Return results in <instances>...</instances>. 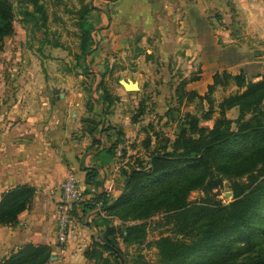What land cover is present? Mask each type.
Segmentation results:
<instances>
[{"label": "rangeland", "instance_id": "374dc122", "mask_svg": "<svg viewBox=\"0 0 264 264\" xmlns=\"http://www.w3.org/2000/svg\"><path fill=\"white\" fill-rule=\"evenodd\" d=\"M9 1L15 8L14 34L5 39L0 55V96L11 94L12 91H16L14 94H17L18 90L21 92L18 86L24 87L22 90L34 96L59 95L64 91L71 95L82 91L86 111L100 118L99 121L94 119L98 124L94 132V135H98L95 136L100 142L98 146L102 147L106 144L110 147L117 140V149L122 151V157L128 158L130 155L129 158H139L143 167H150L149 152L146 153L143 145L147 135L142 136L139 143L137 140L131 143L133 138L128 140L126 138L125 128L128 125H124L125 120L108 123L109 115L120 113L125 116L130 112L134 121L142 109L146 113H154L155 98L166 92L172 116L161 120L160 116L153 115L142 123L145 128L152 126L151 133L154 134V139L151 148L153 149L155 145H164L165 138L172 142L176 139L178 135L176 120L187 113L202 118L206 114H211V120L202 121L201 125L212 128L216 120L220 119V104L231 95L243 91L231 84L230 80L228 83L231 85L226 88L218 86L209 92V87L214 84V76L226 71L217 66L205 70L201 55H197L195 62L189 64L185 56L174 54L173 41L167 39L173 27L171 24H158L157 27H161L160 32L155 38L147 39V33L141 32L139 24L114 26L111 21L103 23L102 14L104 17L108 15L110 6L115 5L119 0H37L38 10L32 4H25L23 0ZM247 31L249 30L238 31L234 43L240 50L239 54H242V63L249 67L248 72L245 73L247 82L259 81L258 76L261 73L258 69L263 67L264 63L256 62L259 60L257 54L264 53V40L251 37V32L249 34ZM87 37L92 39V45L86 52L84 45ZM226 57L228 63H225L224 67L236 62L235 53L227 52ZM241 73L243 74V71ZM213 74L212 83L208 85L205 82ZM125 82L143 84L145 92L126 91L123 85ZM193 82L203 84L202 88L195 90L198 97H194L193 102L183 103L178 108L177 88L183 85L187 91L190 89L188 85ZM124 97L128 99L133 97L132 100L136 101L132 110L129 109L131 104L126 106L128 103L124 102ZM96 106L98 112H95ZM260 110L264 111V102ZM226 115L228 119L236 121L239 117V109L233 108ZM250 115L247 117H252ZM235 127L236 125H233L234 129ZM136 151L138 153L135 155ZM116 158H121V154ZM130 167L128 169L124 166L118 167L120 178L116 185L121 187V194L114 198L107 193L111 197V203L126 192L123 171H130ZM230 186V182L225 181L224 185L215 191L217 194L215 199L224 205L234 201ZM91 190L81 189L83 196L75 204L73 211L76 217L82 214V218L79 219L86 228H96L92 230L91 241L84 252V256L91 264H161L157 241L162 238L178 241L184 237L178 219L167 217V214H170L166 209L168 204L153 212L149 218L128 219L125 223L107 212L101 203L84 213V204L95 197L89 198ZM229 192L232 194L229 195ZM205 198V192L198 189L189 194L188 200L190 203L200 204ZM64 200L63 192V201L60 203L58 213ZM258 226H264V220ZM129 228H133L131 239L125 240ZM109 229L114 230L109 238L116 237L119 254L109 251L104 246L102 237ZM185 230L189 231L192 228L188 226ZM69 235L64 243L57 235L58 245L64 247ZM233 249L238 253L239 261H243L248 254L264 251V234L261 233L254 239L253 246L247 248L244 243H237ZM209 257L208 254L196 257L193 259V264H205Z\"/></svg>", "mask_w": 264, "mask_h": 264}, {"label": "crops", "instance_id": "0c3cea01", "mask_svg": "<svg viewBox=\"0 0 264 264\" xmlns=\"http://www.w3.org/2000/svg\"><path fill=\"white\" fill-rule=\"evenodd\" d=\"M101 18L103 23L111 21L114 26L139 24L141 32L147 33V39L155 38L160 32L158 24H171L167 39L173 41L174 54L185 56L189 64L201 55L205 70L217 66L233 75L242 71L245 74L249 68L242 63V54L234 43L238 31L247 29L251 37L264 40V0H119L110 6L108 15L102 14ZM227 52L236 54V62L224 67L228 63ZM257 55L256 63H264V53ZM258 71L261 73L258 79H261L264 65ZM213 76L205 83L211 84ZM202 85V82H193L187 91L198 90ZM144 87L139 84L141 92H145ZM18 89L17 94L12 91L0 96V202L6 192L18 186L35 188L36 194L15 224L0 226V263L33 244L51 247L49 264H91L84 252L96 228H86L79 219L81 213L79 217L72 214L69 240L64 247L58 245V208L63 201V184L69 175H75L83 191L92 189L89 198L102 192L116 198L121 194V187L116 185L120 178L118 167L126 168L140 159L129 158L130 155L123 158L122 151L117 149L116 156L121 154V158L110 161L104 154L109 148L106 144L93 146L94 137L85 120L99 121L100 118L86 111L82 91L71 95L64 91L59 95L34 96L22 90L24 87L18 86ZM166 96V92L157 96L155 112H144L136 122L130 112L125 116L109 115L107 122L125 120L127 140L133 138L131 143L136 140L139 143L141 137L147 135L143 144L146 148L154 134L152 126L145 128L142 123L153 115L160 116L161 120L168 118ZM132 99L124 97L126 106L131 104V110L136 103ZM93 168L99 171V177L94 185H88L86 170Z\"/></svg>", "mask_w": 264, "mask_h": 264}, {"label": "trees", "instance_id": "16d2710c", "mask_svg": "<svg viewBox=\"0 0 264 264\" xmlns=\"http://www.w3.org/2000/svg\"><path fill=\"white\" fill-rule=\"evenodd\" d=\"M23 2L38 10L37 0ZM14 19L13 4L0 0V55L5 39L14 34ZM86 40L84 50L87 52L92 39L87 37ZM230 80L243 91L220 104V119L212 128L201 125L202 121L211 120V114L203 118L192 113L179 117L176 139L172 142L165 138L164 145L155 146L149 152V168L138 160L135 166L128 164L126 169L131 166L130 171H123L126 185L123 196L111 203V197L102 192L84 204V213L101 203L107 212L125 223L128 219L149 218L168 204L167 217L178 219L184 237L178 241L170 238L157 241L161 264H193V259L204 254L210 255L205 264H264V251L248 254L239 261L233 249L237 243H244L247 248L253 246L254 239L264 234V226H258L264 220V111L260 110L264 102V74L259 81L247 82L244 73H217L209 92L218 86L226 88ZM176 96L179 108L183 103L193 102L198 94L186 91L182 85L177 88ZM233 108L239 109L236 121L226 115ZM144 112L142 109L134 121ZM171 112L169 109L167 117L172 116ZM94 122V119L85 120L94 137L93 146L100 143L94 136L98 125ZM151 143L150 138L147 149L152 147ZM117 145L116 140L104 151L110 161L116 157ZM86 171L87 184L94 185L99 171L95 168ZM225 181L230 182L234 194V201L228 205L215 199V191ZM198 189L205 192L206 198L200 204L190 203L189 194ZM35 194L36 189L29 186H18L6 192L0 202V226L15 224L20 214L29 208ZM188 226L192 230L184 231ZM132 230L128 229L125 240L131 239ZM113 232V229L107 230L102 240L105 248L119 254L116 237L109 238ZM51 256L50 246L28 244L0 264H49Z\"/></svg>", "mask_w": 264, "mask_h": 264}, {"label": "built area", "instance_id": "2783aa9c", "mask_svg": "<svg viewBox=\"0 0 264 264\" xmlns=\"http://www.w3.org/2000/svg\"><path fill=\"white\" fill-rule=\"evenodd\" d=\"M62 188L65 200L58 213V237L64 243L71 230L75 204L82 198L83 193L75 175H69Z\"/></svg>", "mask_w": 264, "mask_h": 264}, {"label": "water", "instance_id": "95a60500", "mask_svg": "<svg viewBox=\"0 0 264 264\" xmlns=\"http://www.w3.org/2000/svg\"><path fill=\"white\" fill-rule=\"evenodd\" d=\"M123 85H124V89L126 91H130V92L139 91V84L138 83L125 82ZM228 194L231 195L232 193L229 192Z\"/></svg>", "mask_w": 264, "mask_h": 264}]
</instances>
